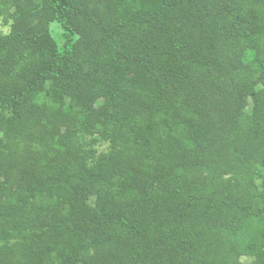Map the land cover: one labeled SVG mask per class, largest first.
I'll use <instances>...</instances> for the list:
<instances>
[{
  "label": "trees",
  "instance_id": "trees-1",
  "mask_svg": "<svg viewBox=\"0 0 264 264\" xmlns=\"http://www.w3.org/2000/svg\"><path fill=\"white\" fill-rule=\"evenodd\" d=\"M0 264H264V0H0Z\"/></svg>",
  "mask_w": 264,
  "mask_h": 264
},
{
  "label": "rangeland",
  "instance_id": "rangeland-1",
  "mask_svg": "<svg viewBox=\"0 0 264 264\" xmlns=\"http://www.w3.org/2000/svg\"><path fill=\"white\" fill-rule=\"evenodd\" d=\"M54 23H56V22H52V23H51V27L54 25ZM53 33H54L55 35L58 36V34H59V30H58L57 25L54 26V28H53ZM104 145H105V144H104Z\"/></svg>",
  "mask_w": 264,
  "mask_h": 264
}]
</instances>
